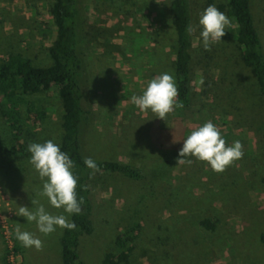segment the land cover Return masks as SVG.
I'll return each instance as SVG.
<instances>
[{"label": "rangeland", "instance_id": "1", "mask_svg": "<svg viewBox=\"0 0 264 264\" xmlns=\"http://www.w3.org/2000/svg\"><path fill=\"white\" fill-rule=\"evenodd\" d=\"M171 1H78L92 111L82 150L95 160L135 166L144 175L141 181L93 175L94 231L81 238L79 258L84 264H101L106 254L116 253L115 239L121 235L132 248L127 264H264V246L258 242L264 232V96L243 65L226 0H191L196 31L189 106L176 108L162 120L131 101L154 76H174ZM260 1L252 0L255 13ZM52 3L0 0V61L19 52L36 67L51 64L47 50L56 34ZM209 5L224 12L231 26L219 43L205 50L198 22ZM262 21L261 16L256 25L264 42ZM90 27L97 38L87 36ZM28 99L45 117L33 122L21 110L24 143L59 144L62 108L57 88ZM207 121L221 130L229 145L239 140L244 146L243 158L222 173L195 157L185 158L192 159L191 165L177 164L183 140ZM30 158L29 151L26 157L14 153L0 119V264L6 251L9 262L12 252L13 264H62V228L44 235L35 222L18 215L20 206L35 210V200L53 215L68 216L40 195L47 178H40ZM204 220L214 229L203 228ZM17 224L41 239L43 249L24 247L16 238Z\"/></svg>", "mask_w": 264, "mask_h": 264}, {"label": "trees", "instance_id": "2", "mask_svg": "<svg viewBox=\"0 0 264 264\" xmlns=\"http://www.w3.org/2000/svg\"><path fill=\"white\" fill-rule=\"evenodd\" d=\"M78 1L53 0L50 14L56 34L47 50L51 60L49 66L36 67L30 59L19 52H12L0 61V119L9 134L10 146L19 157L28 155V147L23 141L21 110L25 109L33 122L43 120L44 110L35 107L28 98L47 92L52 87L57 88L62 108V134L59 145L61 151L68 153L74 161L73 171L79 178L78 198L84 199L82 212L70 216V220L77 225L76 229H62L60 237L62 264H84L78 255L80 240L94 231L91 188L93 170L84 164V159L89 156L82 150L84 134L92 120V111L88 104V76L81 47L82 26ZM263 3L264 0L258 2L255 13L252 0H226V12L235 26L232 33L239 47L243 65L252 71L259 93L264 96V42L256 25V20L261 16L264 24ZM169 13L176 35L174 78L180 93L178 102H182L186 108L190 104L192 93L190 72L193 42L192 34L186 32V27L192 24L191 0H172ZM86 33L93 39L99 36L93 27ZM93 160L100 169L95 174H118L131 181L144 179L141 169L130 164ZM200 225L206 230L214 229V225L208 220L201 221ZM258 242L264 246V232L258 235ZM115 247L116 253L106 254L101 264L128 263L132 248L126 247L123 236L116 237ZM8 255L9 252L6 251L2 264H9Z\"/></svg>", "mask_w": 264, "mask_h": 264}, {"label": "clouds", "instance_id": "3", "mask_svg": "<svg viewBox=\"0 0 264 264\" xmlns=\"http://www.w3.org/2000/svg\"><path fill=\"white\" fill-rule=\"evenodd\" d=\"M199 26L202 28L200 35L205 50H211V45L219 43L226 35V28L231 26V20L215 5H209L204 9L199 18ZM196 27L189 24L186 32L191 35ZM201 84L203 81L201 80ZM179 89L175 78L169 73L154 76L141 95H133L132 103L142 112L151 110L156 117L166 120L167 116L176 108H183V103L178 102ZM243 144L237 140L229 145L223 137L221 130L211 121L195 127L190 135L183 140V146L179 151L178 165H191L192 159L208 163L217 173L224 172L229 166L243 158ZM28 151L31 153L30 162L39 173L43 183L41 196L47 197L50 205L56 209L63 208L68 216L49 213L43 204L33 200L32 204L38 205L35 210L27 206H20L18 215L25 217L28 222H35L40 233L49 235L56 230H75L77 225L69 219L72 214H80L83 197L78 198V176L74 174V161L69 154L61 151L59 144L53 140L44 143H30ZM84 164L93 170V175L100 169L92 158H85ZM87 190V186H85ZM16 238L26 248L35 247L43 249V242L34 233L21 231L17 224L15 228Z\"/></svg>", "mask_w": 264, "mask_h": 264}, {"label": "built area", "instance_id": "4", "mask_svg": "<svg viewBox=\"0 0 264 264\" xmlns=\"http://www.w3.org/2000/svg\"><path fill=\"white\" fill-rule=\"evenodd\" d=\"M11 256H12V252H11V255H10V262L8 261L9 264H13V263H12V258H11Z\"/></svg>", "mask_w": 264, "mask_h": 264}]
</instances>
